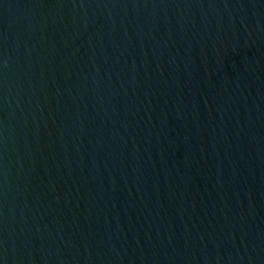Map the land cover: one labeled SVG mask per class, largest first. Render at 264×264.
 I'll list each match as a JSON object with an SVG mask.
<instances>
[{"label": "water", "instance_id": "obj_1", "mask_svg": "<svg viewBox=\"0 0 264 264\" xmlns=\"http://www.w3.org/2000/svg\"><path fill=\"white\" fill-rule=\"evenodd\" d=\"M0 264H264V0H0Z\"/></svg>", "mask_w": 264, "mask_h": 264}]
</instances>
